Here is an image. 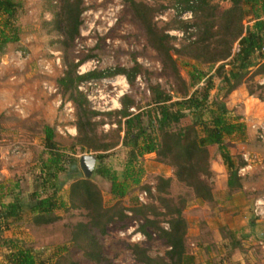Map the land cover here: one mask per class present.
<instances>
[{
    "label": "rangeland",
    "instance_id": "rangeland-1",
    "mask_svg": "<svg viewBox=\"0 0 264 264\" xmlns=\"http://www.w3.org/2000/svg\"><path fill=\"white\" fill-rule=\"evenodd\" d=\"M139 1L154 5L158 10L154 20L159 27H169L167 32L176 37L172 40L175 47L186 43L183 30L178 27L174 0ZM21 2L14 22L19 41L4 48L0 46V199L3 202L12 201L21 190L27 201L28 195L36 189L42 160L48 157L44 144L47 124L55 128L60 150L68 156L79 159L85 154L96 156L75 145L77 111L69 96H62L57 83L68 63L81 61L77 68L79 74L94 69L131 68L136 62L142 66L134 86L124 75L81 84L92 108L100 112L121 108L120 98L125 93H131L141 106H145L150 99L151 84H161L173 94L174 100H180L183 92V84L175 80L149 45L145 30L123 0H84L80 35L70 48L61 43V32L49 34V27L43 24L44 20H52L54 10L58 11V0ZM212 3L218 4L220 10L231 6L229 1L212 0ZM160 6L168 8L162 10ZM251 22L252 17H247L245 24ZM174 58L187 84L192 81L195 67L213 73L209 65L189 57L174 54ZM254 80L264 84V75H256ZM214 82L211 100L218 92L220 79L215 77ZM247 96L254 98L249 95L246 84H242L228 98L231 118L241 115V121L247 126L244 134L227 139L238 163L240 158L247 163L239 170L242 188L230 191L227 167L216 147L211 146V175L206 180L212 187L213 201L195 199L192 191L176 180L166 195L173 198L175 204H186L183 209L188 223L186 246L193 256L189 264H264V103L249 99L245 104ZM95 120L105 122L99 132L117 127L111 123L114 117L98 116ZM127 153L128 149L119 145L108 151L103 159L120 181L124 180ZM99 165L98 160L97 168ZM139 166L143 169L140 184L129 182L127 194L119 199L113 197L110 184L103 176L97 172L91 176L102 190L105 205L118 203L128 216L125 221L109 224L106 234L96 232L104 261L91 260L70 241L67 224L80 219L82 211L57 209L62 220L48 230L37 229L28 211L19 222L0 219V264H9L5 254L11 240L32 249L39 264H56L64 256L80 264H141L131 250V245L136 243L146 247L153 257L164 256L168 250L165 240L156 233L150 239L143 236L139 228L144 220L133 209L149 206L145 210L147 216L168 228L167 208L158 201L156 187L158 178L173 176L174 169L160 162L155 154L145 155ZM69 185L70 182L60 191L66 202Z\"/></svg>",
    "mask_w": 264,
    "mask_h": 264
},
{
    "label": "trees",
    "instance_id": "trees-1",
    "mask_svg": "<svg viewBox=\"0 0 264 264\" xmlns=\"http://www.w3.org/2000/svg\"><path fill=\"white\" fill-rule=\"evenodd\" d=\"M123 1L131 7L133 15L145 30L149 45L170 69L175 80L183 84L181 99L174 100L173 94L161 84H151L150 99L145 106H141L131 93H125L120 98L121 108L109 112L93 109L81 84L124 75L128 83L134 86L142 72L138 62L131 68L94 69L84 74L77 71L81 61L71 62L57 83L62 96H69L77 111L75 145L96 154L100 165L94 172L109 182L113 197H124L129 182L140 184L143 169L139 164L145 155L155 154L160 162L173 167L174 175L160 176L156 187L158 201L167 208L168 228L147 216L145 210L149 206L133 209L144 220L139 228L143 236L150 239L153 233L158 234L167 244L166 254L153 257L140 243L131 245V250L135 260L141 264H189L193 256L186 246L188 223L183 216L186 204H175L173 198L166 195L176 180L192 191L195 199L213 201L212 187L206 180L211 175V146L216 147L227 167L230 191L242 188L239 170L247 163L243 158L238 163L227 139L244 134L247 126L241 121V115L231 118L228 98L234 90L246 84L249 95L264 101V84L254 80L256 75H264V0H219L231 2V6L224 10H220L212 0H174L178 27L183 30L186 39L180 48L172 44L176 37L167 32L169 27H159L155 22L158 10L154 5L139 0ZM21 7V0H0L1 48L19 41L14 22ZM160 7L162 10L168 8ZM84 10V0H58V11L54 10L52 20H44L43 24L49 27V34L61 32V43L65 48H70L80 35ZM183 12H191L192 17L181 18ZM247 17H252L250 24H245ZM174 54L207 64L213 73L195 67L191 73L192 81L187 84L180 74ZM215 77L220 79V86L211 100ZM98 116L114 117L111 123L117 127L99 132V127L105 122L95 120ZM44 135L48 157L42 160L36 189L28 195L27 201L23 199L22 190L10 202L0 199V219L19 222L28 211L37 229L48 230L62 220V216L56 213L57 209L82 211L80 219L67 224L70 241L91 260L104 261L96 232L104 235L109 224L125 221L128 218L125 209L119 207L118 203L108 207L105 205L101 188L92 177L84 176L80 159L60 150L54 127L45 125ZM119 145L128 149L123 181L103 163L106 153ZM69 182L66 202L60 196V191ZM9 243L5 254L9 264H39L32 249L19 246L12 240ZM56 264H80V261L64 256Z\"/></svg>",
    "mask_w": 264,
    "mask_h": 264
},
{
    "label": "water",
    "instance_id": "water-1",
    "mask_svg": "<svg viewBox=\"0 0 264 264\" xmlns=\"http://www.w3.org/2000/svg\"><path fill=\"white\" fill-rule=\"evenodd\" d=\"M97 162V156L93 154H85L80 157V167L86 178H90L93 175L97 168Z\"/></svg>",
    "mask_w": 264,
    "mask_h": 264
},
{
    "label": "built area",
    "instance_id": "built-area-1",
    "mask_svg": "<svg viewBox=\"0 0 264 264\" xmlns=\"http://www.w3.org/2000/svg\"><path fill=\"white\" fill-rule=\"evenodd\" d=\"M182 15H181V18H183V19H189V18L192 17V13L191 12H183ZM263 50H264V48H263Z\"/></svg>",
    "mask_w": 264,
    "mask_h": 264
},
{
    "label": "crops",
    "instance_id": "crops-1",
    "mask_svg": "<svg viewBox=\"0 0 264 264\" xmlns=\"http://www.w3.org/2000/svg\"><path fill=\"white\" fill-rule=\"evenodd\" d=\"M247 100H246V102H245V104L247 103V101L249 100V99H252V100H258L260 103H264L263 101H261L260 99H258V98H252V97H250V96H247ZM229 108H230V106H229ZM246 108H247V106H246ZM248 123V122H247ZM248 127L250 128V125L248 124Z\"/></svg>",
    "mask_w": 264,
    "mask_h": 264
}]
</instances>
